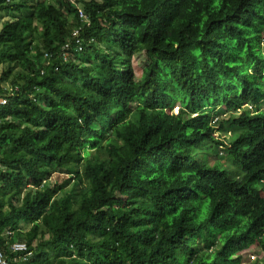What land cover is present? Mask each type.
I'll return each mask as SVG.
<instances>
[{
	"label": "trees",
	"instance_id": "trees-1",
	"mask_svg": "<svg viewBox=\"0 0 264 264\" xmlns=\"http://www.w3.org/2000/svg\"><path fill=\"white\" fill-rule=\"evenodd\" d=\"M0 12L9 264H264V0Z\"/></svg>",
	"mask_w": 264,
	"mask_h": 264
},
{
	"label": "rangeland",
	"instance_id": "rangeland-1",
	"mask_svg": "<svg viewBox=\"0 0 264 264\" xmlns=\"http://www.w3.org/2000/svg\"><path fill=\"white\" fill-rule=\"evenodd\" d=\"M70 1L75 3V4L77 2V0H70ZM86 1H90V0H86ZM77 7H78V9L81 10L80 5H77ZM16 15L17 14H11V13L5 14V13L0 12V23H3V22L8 21V20H11V19L15 18ZM140 65H141L140 60H137V65H136L137 72H138V70L140 68ZM7 87L8 86H5V88H7ZM66 178H67V176L64 173L56 172V173H54V175H52L50 177V180L48 181V184L49 185L58 184V183H61ZM251 255H253L254 258L256 257V260L258 259L256 254L254 255L252 253H249L247 255H244L243 262L246 263V264L254 263L253 257H251Z\"/></svg>",
	"mask_w": 264,
	"mask_h": 264
},
{
	"label": "built area",
	"instance_id": "built-area-1",
	"mask_svg": "<svg viewBox=\"0 0 264 264\" xmlns=\"http://www.w3.org/2000/svg\"><path fill=\"white\" fill-rule=\"evenodd\" d=\"M77 14H78V19H79L81 22H83L84 24L88 25L87 17H86V15H85L80 9L77 10ZM79 30H80V28H79V29H76V30L73 31L72 36H73L74 38H77V37H78V35H79ZM75 44H76V46H77V49H76V50H77V51H80V50H81V47H80V40H79V39L76 40ZM66 47H67V46H66ZM66 47H65V48H66ZM46 56H47V55H45V57H46ZM6 103H7V100H6L5 98L0 97V107L6 105ZM10 251H11L12 253H14V254H15V253H23V252L26 251V246H25V244H22V243H16V244H13V245L11 246ZM0 264H9V263L4 259V257H3V255H2L1 252H0Z\"/></svg>",
	"mask_w": 264,
	"mask_h": 264
}]
</instances>
